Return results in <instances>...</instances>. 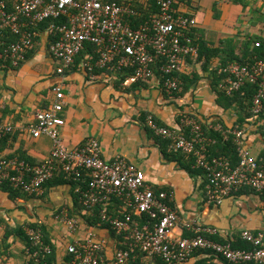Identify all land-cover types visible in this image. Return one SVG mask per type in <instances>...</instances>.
I'll return each mask as SVG.
<instances>
[{
  "label": "built area",
  "instance_id": "2783aa9c",
  "mask_svg": "<svg viewBox=\"0 0 264 264\" xmlns=\"http://www.w3.org/2000/svg\"><path fill=\"white\" fill-rule=\"evenodd\" d=\"M173 2L156 0L158 12L133 27L124 18L134 15L135 8L116 1L0 0V49L10 57L11 64L18 67L34 46L38 34L35 29L49 20L47 31L57 32L56 39L49 45L50 54L57 62V74L74 64L75 57L88 42L95 46L94 53L82 62L89 78H94L97 69L118 72L131 69L132 80L146 82L155 76L154 66H158L164 90L172 93L181 88V81L175 73L181 72L185 57L194 56L197 51L186 32L195 25L196 19L175 10ZM62 17L66 22H53ZM6 33L17 35L19 40L6 43ZM255 46L259 43L256 42ZM218 71L226 75L219 86L227 94L238 90L246 81L257 84L250 109V117L257 118L264 102V57H255L245 64L228 62ZM53 90L52 103L35 110V121L29 128L33 137L46 135L51 139L48 155L39 163L0 156V183L8 181L14 188H21L28 194H39L43 184L57 172L71 176L75 182L86 180L84 188L78 186L75 189L81 203L87 208L102 204V221L118 234L128 233L131 238L127 247L116 250L111 264H126L137 256V252L151 258L160 257L168 264H182L201 249L219 254L227 262L225 264H264L262 232L241 231L240 238L249 244V248L233 247L229 241L219 242L205 237L201 233L213 235L216 229L198 226L195 221L183 224L193 235L176 236L174 229L178 215L168 203L169 194L149 186L142 169L124 157L111 161L103 159L99 141L94 136L87 137L78 146H65L59 133L65 122L61 115L64 94L60 84ZM146 123L155 134L169 140L170 150L193 154V167L205 172L208 203L220 204L243 186L256 192L264 191V169L245 145L243 129L232 131L239 154L238 163L233 165L225 156L206 155L211 140L204 136L200 124L189 114H182L180 127L158 125L152 116L147 117ZM182 127L189 128V135L180 131ZM12 129L9 123L0 122V138ZM113 198L122 203L116 214L106 210L114 203ZM143 214L153 222L140 224L133 219V215L141 218ZM58 218L71 231L80 225L76 217L64 213ZM25 233L31 244L25 264H48L45 258L51 248L43 242L40 231L27 226ZM104 246V240L88 232L68 244L70 264H104L100 254Z\"/></svg>",
  "mask_w": 264,
  "mask_h": 264
},
{
  "label": "crops",
  "instance_id": "0c3cea01",
  "mask_svg": "<svg viewBox=\"0 0 264 264\" xmlns=\"http://www.w3.org/2000/svg\"><path fill=\"white\" fill-rule=\"evenodd\" d=\"M177 10L196 19L191 32L194 40H204L207 46L221 51L211 58V70L202 69V62L195 57L185 58L181 72L195 73L197 78L186 90L174 94L163 92L156 76L140 82L104 68L97 69L91 79L79 56L69 69L57 74V62L48 47L50 31H40L29 56L18 67L0 64V122L13 128L0 145V155L24 156L33 162L46 158L51 139L46 135L33 137L29 128L35 121V110L50 106L53 89L60 84L64 94L61 115L65 122L59 129L63 144L72 148L94 136L103 159L124 157L142 169L149 186L169 194L170 205L178 215L176 236L193 235L183 225L191 221L233 240H240L244 229L264 234L263 192L243 188L220 204L208 203L205 180L197 168H186L174 159L168 145L146 123L152 116L158 125L178 127L182 114H189L202 122L220 120L233 127L236 110L217 103L211 87L212 69L219 70L221 59L228 53L242 57L256 42L264 45V0H180ZM228 39L230 43L224 45ZM242 129L245 145L264 165V118L247 117ZM48 181L39 194L11 193L0 185V264L26 263L29 247L17 230L25 231L29 223H40L47 229L54 245V264H68V244L88 232L105 241L106 263L110 264L118 239L108 228L85 227L84 223L69 230L58 217L83 211L75 198L74 184L55 175ZM221 262L215 254L197 250L182 264ZM127 264L160 262L139 254Z\"/></svg>",
  "mask_w": 264,
  "mask_h": 264
},
{
  "label": "trees",
  "instance_id": "16d2710c",
  "mask_svg": "<svg viewBox=\"0 0 264 264\" xmlns=\"http://www.w3.org/2000/svg\"><path fill=\"white\" fill-rule=\"evenodd\" d=\"M109 1H116L117 3L123 4V5H132L135 8L136 13L134 15L129 16V17L125 16V18H124V20L128 21L133 27H137L139 24L145 22L153 14L158 12V6L156 4V0H109ZM179 1L180 0H174V2H173V7L175 8V10H177V5H178ZM53 22H55V24H59L61 22H66V18L62 17L59 20H54ZM49 23H50V21L46 20V21L40 23L39 26L35 30L37 31V33H39L40 31H44V30L47 31V27H48ZM192 30H193V28H190L186 32H187L188 36L191 38L192 44H194L197 47V51H196V54L194 56L193 55L192 56L187 55L185 58H187V60H188L190 57H195L196 61L202 62V69H210L211 70V68H210L211 58L214 56L220 55L221 50L207 46V44H206V42H204V40H197V41L194 40V37L191 34ZM56 37H57V32L55 30H52L49 32V38H48L49 45H50V43H52V41H54L56 39ZM5 38H6V43L16 42L19 40V37L17 35H13V34H9V33L5 34ZM35 40H36V37L34 38V43H35ZM230 41L231 40H229V39L224 41V45L230 43ZM49 45H48V47H49ZM94 50H95V46L93 44L87 42V43H85L84 49L76 57L79 56L80 59L82 60L81 62H83L88 57L89 54L94 53ZM30 51H28L25 54V59L29 56L28 53H30ZM76 57H75V59H76ZM255 57H258V58L264 57V45L263 44L262 45L260 44L259 46H256V47L254 46V48L252 50H250V49L246 50V53L244 55H242V57L234 56L232 54V52L228 53L226 57L221 59V63L219 65L222 66L228 62H237L240 64H245L246 62H252L253 58H255ZM22 62H20V64ZM159 63L160 62H158L157 65H159ZM0 64H2L5 67H11L12 66L10 57L5 56L2 49H0ZM154 71H155V76L158 78V80L161 84L163 92L167 93V91H165L163 88V83H162V80L160 78L161 75H160V72L158 70V66H154ZM119 73H126V75H131V69L123 70V71H120ZM175 75L181 81V88H180V90H175L169 94H174V93H178L182 90H186L192 83L195 82V80L197 78V75L195 73H193L192 75H187L184 72H177V73H175ZM225 77H226V75L223 73H219L218 69H212L211 87H212L213 91L217 94V103L219 105H221L224 108H229V107L235 108L236 114H237V121L234 123L233 127L232 128L226 127L222 122H220V120H215V121L207 123V122H202L195 115H193V117L200 124V128H201V131L204 134V136L208 140H211V142L207 145L206 155L208 157L225 156L231 161V163L233 165H236L238 163V160H239V154L237 152V146L233 141L234 135L232 134V131L235 129H242L245 119L247 117L251 116L250 109H251V105H252L253 96L257 91V84L246 81L240 86V88L238 90L233 91L231 94H227L219 86L220 82L222 80H224ZM259 117L264 118V102H263L262 111H261ZM177 125H178V127H180V121H178ZM169 128H171V127H169ZM172 128H175V127H172ZM180 131L183 132L185 135H189V128L188 127H182L180 129ZM11 133L12 132H10V133H8L5 136L0 138V145L4 140H6L11 135ZM157 136H160V135H157ZM244 136H243V139H244ZM160 137L162 138V140H164L165 144L168 145V147H169V144H170L169 140H167L166 138H163L162 136H160ZM170 151H171V153H170L171 156L174 159H176L177 161L183 162L184 165L186 166V168H190V166L193 167L194 162H195V158H194L192 153H185L182 151L174 152L172 150H170ZM0 156H2V155H0ZM4 157H6V156H4ZM8 157L10 158V157H14V156H8ZM15 157H17L18 159H23V160L29 161L31 163H39V162H33L28 157H24V156H15ZM255 159L260 163L261 167L264 169V165L262 164L261 160L258 159L257 157H255ZM196 171L200 173L201 177L204 180H206L205 172L203 171V169L197 168ZM55 176H57V177L59 176V177H62L64 179L70 181L71 183L74 184L75 189L78 186H81L82 188H84L87 184L86 180H84L83 182H81V181L75 182L72 180L71 176H69L63 172H57L55 174ZM48 182L49 181L47 180L43 184L42 188ZM0 185L7 187V189L11 193H13L14 191L15 192L18 191L22 194H28L27 192H25L21 188H14L8 181H3L0 183ZM243 188L250 189V190L256 192L255 190H253L247 186H243L240 189H243ZM75 193H76L75 198H76V200L80 206V209H82L83 211H78V214L80 213L79 214L80 218H78V214L70 215V216L76 217L79 221V224L82 225L84 223L85 227L99 226V227L108 228L111 231L112 235L115 236L116 239H118L117 245L114 248V251L112 254V258L109 261V263L111 264L116 250L119 248L124 249L125 247H127L128 243L131 239L130 235L128 233L118 234L112 227L108 226L107 223L102 221V219L100 217V211L102 208H104V206L102 204L87 208L81 203L79 193H77L76 191H75ZM263 193H264V191H263ZM113 202L114 203L111 204L110 206H108L106 208V210L108 209V212L111 214H116L117 210L119 208L121 209L122 203L116 198H113ZM168 203L170 204L169 200H168ZM128 211H130V209H128ZM133 219L138 220L140 222V224L153 222V220H151L147 214H143L141 218L133 215ZM28 226L35 228V229H38L40 231L43 242L45 244L49 245L51 248V253H49L46 256L45 261L48 264H54L55 263L54 245H53V242H52L50 235H49L47 229L45 228V226L40 224V223H29ZM17 232H20L19 233L20 237H22V239H24V241L26 242V245L31 249V244H30L29 238L26 235L25 231H23L22 229H20V230L18 229ZM201 234L204 235L205 237H209L215 241H219V242L229 241V242H231L233 247H241V248H249L250 247L249 244L247 242L243 241L240 237H239L240 240H233L232 238L230 239L228 237L222 238L221 236H219L217 234H215V235H209L206 233H201ZM200 251H207V252H210L212 254H215L211 250L201 249ZM100 254L103 256L104 264H107L106 263L107 258H105L106 256H105V249L104 248L100 251ZM139 254L144 255L140 252H137V256ZM68 255H69L68 264H70L71 255L69 253H68ZM215 256L217 258L221 259L222 264L227 263L223 259V257L220 256L219 254H215ZM154 258L159 260L160 264H168L167 262L163 261L160 257H154ZM130 261L131 260H129L127 263H129ZM183 263H185V262H183ZM247 263H249V262H247ZM243 264H245V263H243Z\"/></svg>",
  "mask_w": 264,
  "mask_h": 264
}]
</instances>
